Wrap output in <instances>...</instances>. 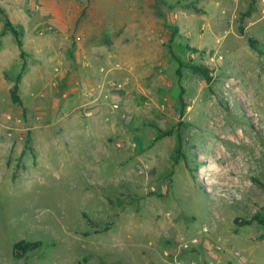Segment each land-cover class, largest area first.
Listing matches in <instances>:
<instances>
[{"label": "rangeland", "instance_id": "1", "mask_svg": "<svg viewBox=\"0 0 264 264\" xmlns=\"http://www.w3.org/2000/svg\"><path fill=\"white\" fill-rule=\"evenodd\" d=\"M256 215L264 0H0V264H264Z\"/></svg>", "mask_w": 264, "mask_h": 264}, {"label": "trees", "instance_id": "2", "mask_svg": "<svg viewBox=\"0 0 264 264\" xmlns=\"http://www.w3.org/2000/svg\"><path fill=\"white\" fill-rule=\"evenodd\" d=\"M2 12H3V10H2ZM8 31L15 37L19 48L22 49L23 42H22V38H21V36H22L21 32H19L18 29L10 22V20L8 18H6V22H5L4 30H3L2 34H5ZM248 39H249L250 45L253 48H255V41L253 40V38L249 37ZM22 55H23V52H22ZM189 68L194 73H197V74L203 76L207 82L211 81L210 70L208 67H205L203 65L193 64V65L189 66ZM179 74H180V71H179ZM20 78H21V75L18 76L16 84L11 91L12 100L15 103H19V104L21 103V99H20L19 92H18L19 91ZM255 221L258 222L259 224L264 225V217H261L260 215H256L250 220H242L240 218L236 219V222L239 224H242V225L243 224L250 225ZM88 223H92L91 220H88ZM41 246H42L41 241L28 242L26 240H21V241L16 242L14 244L13 256L16 259L25 258V257L29 256L31 253H33L34 251H36L37 249H39Z\"/></svg>", "mask_w": 264, "mask_h": 264}, {"label": "bare ground", "instance_id": "3", "mask_svg": "<svg viewBox=\"0 0 264 264\" xmlns=\"http://www.w3.org/2000/svg\"><path fill=\"white\" fill-rule=\"evenodd\" d=\"M220 119H221V118H219V119L217 120V122L220 121ZM214 122H215V121H214ZM214 124L217 125V126H218L219 128H221V129L223 128V127H222V124H223V123H222V124L220 123V125H219V124H216V123H214ZM219 128H218V129H219ZM224 128H225V126H224ZM223 130H224V129H223ZM238 134H239V137H240L239 140L242 139L243 136H244L243 131H242V130H241V132L238 131ZM217 150L219 151V153H220L221 155H223V154L221 153V152H223V151H221L219 148H218ZM228 156H229V155H228ZM224 157H225V156H224ZM240 163H241L240 158H237L235 162H231V163H230V161H229V164H228V165H229V168H228V169H229V170H232V172H233V171H237L238 168H240V167H239V164H240ZM225 175H226V174H225ZM226 177H227V176H226ZM230 178H231V177H230ZM224 179H225V178H224ZM231 180H232V179H231ZM233 181H234V180H233Z\"/></svg>", "mask_w": 264, "mask_h": 264}]
</instances>
